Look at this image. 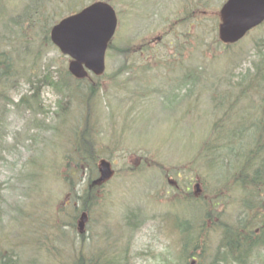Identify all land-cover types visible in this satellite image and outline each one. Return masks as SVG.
Listing matches in <instances>:
<instances>
[{"label":"rangeland","instance_id":"374dc122","mask_svg":"<svg viewBox=\"0 0 264 264\" xmlns=\"http://www.w3.org/2000/svg\"><path fill=\"white\" fill-rule=\"evenodd\" d=\"M93 1L0 0V52L33 65L12 72L16 87L0 116V250H20L19 264H71L78 249L99 264H212L200 247L182 252L172 219L190 217L219 182L205 165L220 114L213 97L260 60L254 41L264 23L225 45L226 0H101L118 19L105 73L77 82L44 32L49 38L56 21ZM46 66L62 86L43 83L37 100L18 105ZM100 159L112 175L92 190L80 234ZM217 237L207 238L211 247ZM258 253L247 264H264Z\"/></svg>","mask_w":264,"mask_h":264},{"label":"trees","instance_id":"16d2710c","mask_svg":"<svg viewBox=\"0 0 264 264\" xmlns=\"http://www.w3.org/2000/svg\"><path fill=\"white\" fill-rule=\"evenodd\" d=\"M47 32L45 30L44 39L49 42ZM254 43L258 52L255 59L260 60L252 61L243 77L231 81L228 84L230 89L225 88L218 94L213 91L216 94L213 106L220 114L212 123L211 137L204 144V150L209 153L205 165L219 182L213 184L210 198L201 200L199 208L194 212L192 210L190 217L176 215L172 219L182 252L187 253L190 245L195 250L200 247L211 257L212 264H247L253 253L264 252V35ZM20 60L19 54L10 57L0 52L1 117L10 107L8 101L16 87V83L11 81L12 72L16 66L24 64L27 70L33 66L27 58L22 61L23 64ZM43 73L42 79H31L30 93L20 96L18 105L28 106L32 100H37L43 83L58 90L65 80L48 66L44 67ZM65 73L73 81H81L67 70ZM248 73L249 83L244 84ZM226 80L229 81V78ZM70 83L66 84L68 89L71 88ZM201 180L205 181L203 177ZM93 189H96L94 184L86 189L82 202L84 211L89 208ZM221 201L223 207L219 209ZM192 202L189 205L196 206L195 201ZM201 205L203 209L199 212ZM232 207L234 212L230 211ZM211 234L218 235L212 247L207 240ZM206 246L210 248L206 250ZM77 252L78 256L71 264H99L93 257L87 260L84 256L80 258V250ZM19 259L20 250H0V264H19Z\"/></svg>","mask_w":264,"mask_h":264},{"label":"water","instance_id":"95a60500","mask_svg":"<svg viewBox=\"0 0 264 264\" xmlns=\"http://www.w3.org/2000/svg\"><path fill=\"white\" fill-rule=\"evenodd\" d=\"M220 17V40L237 42L264 21V0H227L220 8ZM116 25L117 17L112 6L96 1L56 22L50 38L63 54L72 58L68 68L74 76L85 77L86 69L100 75L104 72L105 51ZM99 172L98 182L108 179L111 175L109 162L101 160ZM86 220L83 213L78 225L80 232L84 230Z\"/></svg>","mask_w":264,"mask_h":264},{"label":"bare ground","instance_id":"6f19581e","mask_svg":"<svg viewBox=\"0 0 264 264\" xmlns=\"http://www.w3.org/2000/svg\"><path fill=\"white\" fill-rule=\"evenodd\" d=\"M189 194H191V193H189Z\"/></svg>","mask_w":264,"mask_h":264}]
</instances>
